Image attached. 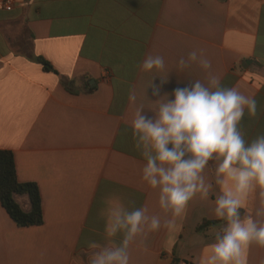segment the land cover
<instances>
[{
    "label": "crops",
    "instance_id": "0c3cea01",
    "mask_svg": "<svg viewBox=\"0 0 264 264\" xmlns=\"http://www.w3.org/2000/svg\"><path fill=\"white\" fill-rule=\"evenodd\" d=\"M3 2L0 150L12 152L19 182L37 185L43 224L18 227L0 204V264H88V242H105L100 213L110 195L162 215L158 189L141 179L146 162L130 125L140 106L154 115L152 80L173 99L176 87L204 79L198 65L178 69L193 49L205 51L223 85L255 98L245 138L264 133V0H13L10 11ZM148 54L164 57L163 72L141 71ZM214 199L197 195L174 228L133 244L130 264H204L224 225ZM17 201L29 210L26 196ZM257 207L254 194L241 212ZM247 264H264V248L250 245Z\"/></svg>",
    "mask_w": 264,
    "mask_h": 264
},
{
    "label": "clouds",
    "instance_id": "9594fccd",
    "mask_svg": "<svg viewBox=\"0 0 264 264\" xmlns=\"http://www.w3.org/2000/svg\"><path fill=\"white\" fill-rule=\"evenodd\" d=\"M177 63L180 71L198 65L204 79L176 87L173 99L168 93L161 96V86L152 80V95L159 97L149 108L154 115L148 116L140 106L130 125L134 147L146 162L141 179L158 189L162 215L150 214L146 206L128 207L117 195L108 196L100 213L105 242H88V264H130L131 246L142 245L148 234L161 228H174L197 195L202 200L215 195L213 216L224 221L214 242L207 245L211 254L204 264H247L250 245L264 248V133L249 141L241 128L245 114L256 116L257 102L236 86L223 85L203 49H193ZM139 67L163 72L165 60L148 54ZM168 74L160 76L161 84L168 81ZM135 100L133 91L129 101ZM210 162L215 165L211 177L206 174ZM213 183L219 194L213 192ZM254 194L259 207L251 214L242 213Z\"/></svg>",
    "mask_w": 264,
    "mask_h": 264
},
{
    "label": "trees",
    "instance_id": "16d2710c",
    "mask_svg": "<svg viewBox=\"0 0 264 264\" xmlns=\"http://www.w3.org/2000/svg\"><path fill=\"white\" fill-rule=\"evenodd\" d=\"M42 68L47 72H54L44 59L36 57ZM67 90L72 82H62ZM26 196L29 210L22 209L17 197ZM0 204L10 219L18 227H32L43 224L42 201L39 189L31 182H19L16 176L14 156L12 152L0 150Z\"/></svg>",
    "mask_w": 264,
    "mask_h": 264
},
{
    "label": "built area",
    "instance_id": "2783aa9c",
    "mask_svg": "<svg viewBox=\"0 0 264 264\" xmlns=\"http://www.w3.org/2000/svg\"><path fill=\"white\" fill-rule=\"evenodd\" d=\"M3 4H4V9L6 11L12 10L13 0H4ZM177 264H190V263H188V262H178Z\"/></svg>",
    "mask_w": 264,
    "mask_h": 264
},
{
    "label": "water",
    "instance_id": "95a60500",
    "mask_svg": "<svg viewBox=\"0 0 264 264\" xmlns=\"http://www.w3.org/2000/svg\"><path fill=\"white\" fill-rule=\"evenodd\" d=\"M248 63H250V62H248ZM90 83H93L92 81H90Z\"/></svg>",
    "mask_w": 264,
    "mask_h": 264
}]
</instances>
